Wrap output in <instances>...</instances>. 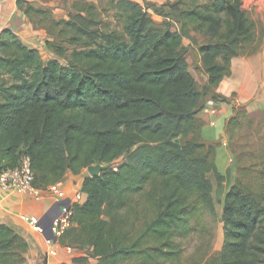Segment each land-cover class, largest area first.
<instances>
[{
    "label": "trees",
    "instance_id": "obj_1",
    "mask_svg": "<svg viewBox=\"0 0 264 264\" xmlns=\"http://www.w3.org/2000/svg\"><path fill=\"white\" fill-rule=\"evenodd\" d=\"M15 2L46 33L52 57L44 61L13 31L0 32V170L26 155L34 186L45 189L101 165L81 178L84 200L72 205V224L57 239L83 251L74 264H186L190 237L212 235L208 174L224 180L217 142L200 138L197 115L207 99L228 102L216 88L232 58L259 52L262 23L242 0H73L60 18L48 7ZM110 10L115 26L102 18ZM184 39L202 82L188 69ZM260 124L264 119L233 106L224 130L232 141L244 125ZM255 159L253 175L245 180L239 172L221 202V248L196 247L192 264H264L262 148ZM26 250V240L0 223V264H27Z\"/></svg>",
    "mask_w": 264,
    "mask_h": 264
},
{
    "label": "crops",
    "instance_id": "obj_2",
    "mask_svg": "<svg viewBox=\"0 0 264 264\" xmlns=\"http://www.w3.org/2000/svg\"><path fill=\"white\" fill-rule=\"evenodd\" d=\"M15 1L0 0V32L3 29H9L17 34L25 45L38 49L34 40L27 38L26 41V37H22L24 33L30 35L33 26L17 7ZM35 31L40 34L39 39H43L41 44L44 46L46 33L40 29ZM216 92L228 98V102L207 99L197 115L200 123V138L206 142H217L215 166L224 178L220 184H217L210 177L213 174H208L214 204L219 201L215 199V194L218 191L221 192L219 202L221 203L236 178V162L229 151V138L224 130L225 122L233 113V106L245 105L247 112L254 117L255 121L264 119V38L256 54L231 59L230 74L221 80ZM84 175H86L85 169L78 175L67 174L61 181L63 190L66 193L78 190ZM55 212V200L51 198L36 202L26 195L0 189V223L10 226L26 240L27 250L24 256L27 264H74L73 258L84 255L83 251L63 246L57 240L51 245H46L44 239L48 233H37L20 218L21 215H33L45 217L48 220L55 215ZM85 264H96V260L88 259Z\"/></svg>",
    "mask_w": 264,
    "mask_h": 264
},
{
    "label": "rangeland",
    "instance_id": "obj_3",
    "mask_svg": "<svg viewBox=\"0 0 264 264\" xmlns=\"http://www.w3.org/2000/svg\"><path fill=\"white\" fill-rule=\"evenodd\" d=\"M72 1L73 0H44V1L34 0L32 2L36 6H43V7L50 8L52 13L57 18H60V17L66 16V12L68 11L66 10V8H68V6L70 5ZM91 1L96 2V3L100 2L101 4V5L99 4L100 6H104L106 2V0H102V1L91 0ZM134 1L144 4L145 1H149V0H134ZM154 2L159 4V2H162V1L155 0ZM242 8L246 11V13L251 19L257 22H261L262 25H264V0H242ZM152 17L157 22L161 21V18L157 17L156 15H152ZM102 18L105 23H110L111 26L116 25V21L112 17L111 10L108 13L102 14ZM32 30L33 31L30 35H27L26 33H24L22 34V37L23 38L26 37V41H27V38H29V40L31 41L34 40V43L36 44V47L38 48L42 59L45 61L48 58L52 57V54L47 49H45V47L41 44L43 39L41 38L39 39L40 34L35 31L36 29L32 28ZM192 35L193 36L195 35V37L198 40H201V37L198 36L197 34L192 33ZM183 46L188 49L187 54H186V62L188 64L189 71L193 74V76L199 82H202L204 80V76L202 72L199 70L200 64L198 61V57L195 54L193 45L190 44L188 39H184ZM60 61L62 63L64 62L63 59H60ZM243 107H245V105H243ZM235 132L236 133H234V138L232 139V141H229V151L231 152V149H233L235 152V153L231 152L236 162V178L234 182L236 181L237 178L239 177L241 178V176H239V172L241 171H244V173L246 174L245 180H247V177H251V175H253L254 172L248 175V170L249 169L253 170V168H249L250 167L249 164L257 160L255 159V153L258 149L262 148L264 150V126L260 124L258 126H253L250 129H247L244 125L242 130H238ZM237 157L240 160L239 162L237 161ZM92 166H99V170L101 169V165L96 164ZM254 169L256 170V168ZM85 174H89L87 171V168L85 169ZM210 177L212 181L216 183L213 176L211 175ZM220 195H221V192L219 191L215 194V199H219V201L215 203V217L214 218L207 217L206 219L208 225L212 227L213 229L212 235L206 236L203 239V241H200L201 238L199 237L198 234H195L192 237H190V239L187 241L185 245L186 252H185L183 261L186 264H192L193 259L195 258L194 250L196 247H199L202 245L201 247L204 249V245L208 243L210 247V251L217 252L222 246L223 229H222V223L220 220V214H221V209H222V205L221 203H219Z\"/></svg>",
    "mask_w": 264,
    "mask_h": 264
},
{
    "label": "built area",
    "instance_id": "obj_4",
    "mask_svg": "<svg viewBox=\"0 0 264 264\" xmlns=\"http://www.w3.org/2000/svg\"><path fill=\"white\" fill-rule=\"evenodd\" d=\"M33 181V171L29 157L26 155L21 157L18 166L0 170L1 190L26 195L36 202L45 200L46 198L55 200V215L48 220L45 217L33 215H21L20 217L21 220L28 223L37 233H48L44 242L46 245H51L53 239L49 235L57 240L71 226V207L74 204L81 203L84 200V195L79 189L66 193L62 188L61 182L51 184L45 189H39L34 186Z\"/></svg>",
    "mask_w": 264,
    "mask_h": 264
},
{
    "label": "water",
    "instance_id": "obj_5",
    "mask_svg": "<svg viewBox=\"0 0 264 264\" xmlns=\"http://www.w3.org/2000/svg\"><path fill=\"white\" fill-rule=\"evenodd\" d=\"M98 170H99V166H92L91 165V166L87 167V171H88V173L90 175L97 174ZM49 237L52 238L53 241H55V238L54 237H52L51 235H49Z\"/></svg>",
    "mask_w": 264,
    "mask_h": 264
}]
</instances>
